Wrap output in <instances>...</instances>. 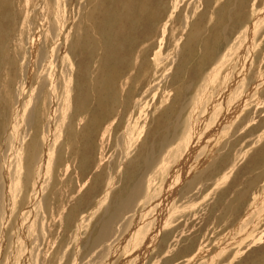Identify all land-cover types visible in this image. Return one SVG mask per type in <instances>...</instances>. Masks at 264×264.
Instances as JSON below:
<instances>
[{
    "label": "bare ground",
    "instance_id": "obj_1",
    "mask_svg": "<svg viewBox=\"0 0 264 264\" xmlns=\"http://www.w3.org/2000/svg\"><path fill=\"white\" fill-rule=\"evenodd\" d=\"M0 264H264V0H0Z\"/></svg>",
    "mask_w": 264,
    "mask_h": 264
},
{
    "label": "rangeland",
    "instance_id": "obj_2",
    "mask_svg": "<svg viewBox=\"0 0 264 264\" xmlns=\"http://www.w3.org/2000/svg\"><path fill=\"white\" fill-rule=\"evenodd\" d=\"M68 176H69V174L68 175H65V179H67V180H69L70 178H68ZM76 182H77V180H75V184H76ZM68 192H70V189H69V191Z\"/></svg>",
    "mask_w": 264,
    "mask_h": 264
}]
</instances>
